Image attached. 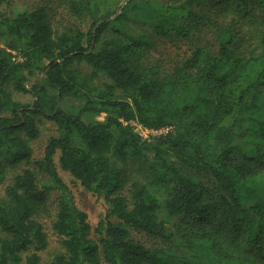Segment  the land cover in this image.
Listing matches in <instances>:
<instances>
[{
	"label": "trees",
	"instance_id": "1",
	"mask_svg": "<svg viewBox=\"0 0 264 264\" xmlns=\"http://www.w3.org/2000/svg\"><path fill=\"white\" fill-rule=\"evenodd\" d=\"M55 1L0 16V264H43L50 203L45 264H264V0Z\"/></svg>",
	"mask_w": 264,
	"mask_h": 264
},
{
	"label": "rangeland",
	"instance_id": "2",
	"mask_svg": "<svg viewBox=\"0 0 264 264\" xmlns=\"http://www.w3.org/2000/svg\"><path fill=\"white\" fill-rule=\"evenodd\" d=\"M56 1L55 0H7L0 4V16L1 15H10L16 11H21L24 9H30L33 7L41 6V5H53ZM53 8V7H52ZM65 10L63 7H57L55 13H52V25L53 28L61 29L62 25L66 23L65 18L63 17ZM66 13V12H65ZM240 25V24H239ZM239 27V26H237ZM0 47H3V40L0 38ZM14 53V52H13ZM13 97L16 100L22 102L30 101V96L28 94L23 93H13ZM103 114H100L98 118L102 119ZM133 130L138 132L143 138H148L150 135H155L160 133L161 131H165V129L161 130H149L146 131L142 129L137 123L131 122ZM39 136L38 138L32 143L34 148L35 155H39L43 145L45 144L47 138L54 134V125L47 120H42L39 124ZM145 164L140 161L128 160V166L133 170V175H136L135 171L138 169L143 168ZM59 174L62 180L66 183L68 188L70 189L73 199L76 205L84 210L87 214L88 221L92 226H95L96 223L103 215V204L102 202L95 198L91 192L81 187L78 182H76L69 174L59 170ZM41 180H45L46 178L42 175H39ZM53 207V203L48 205V210L41 213L42 215L39 216L40 220L44 223V228L46 230L47 238H48V245L47 247L40 252L41 261L43 264L47 263L48 259L52 256V254L56 253L60 249L59 239L58 237L51 231L48 227L49 217L51 215V210ZM135 238H138L142 242L149 243V239L145 236H141L137 233H134Z\"/></svg>",
	"mask_w": 264,
	"mask_h": 264
},
{
	"label": "built area",
	"instance_id": "3",
	"mask_svg": "<svg viewBox=\"0 0 264 264\" xmlns=\"http://www.w3.org/2000/svg\"><path fill=\"white\" fill-rule=\"evenodd\" d=\"M140 126V125H139ZM141 127V126H140ZM142 129H144V130H146V131H149L148 129H145V128H143V127H141Z\"/></svg>",
	"mask_w": 264,
	"mask_h": 264
}]
</instances>
